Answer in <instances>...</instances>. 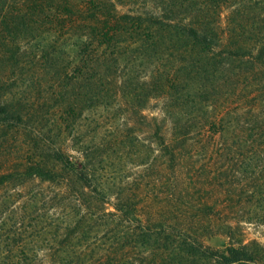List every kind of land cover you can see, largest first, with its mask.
<instances>
[{
    "label": "trees",
    "instance_id": "1",
    "mask_svg": "<svg viewBox=\"0 0 264 264\" xmlns=\"http://www.w3.org/2000/svg\"><path fill=\"white\" fill-rule=\"evenodd\" d=\"M49 68L57 112L87 139L48 148L52 166L27 152L0 174V194L39 182L65 210H0V264H264V245L243 238L246 225L264 235V5L0 0L1 130L37 115L38 100L9 97ZM142 135L158 175L134 201L100 167ZM43 223L58 240L39 257ZM219 236L224 249L205 243Z\"/></svg>",
    "mask_w": 264,
    "mask_h": 264
},
{
    "label": "rangeland",
    "instance_id": "2",
    "mask_svg": "<svg viewBox=\"0 0 264 264\" xmlns=\"http://www.w3.org/2000/svg\"><path fill=\"white\" fill-rule=\"evenodd\" d=\"M254 4L264 5V0H252ZM50 69V68H49ZM46 74L35 73L27 71L24 75L26 77L25 81L21 83L18 82V89L9 97V101L12 106H15L19 100L31 99L38 100L41 102L39 105V110L37 115L33 118L26 121L25 123L29 126H19V127H9L0 129V162H3V172L7 171L10 167L12 168L15 163L19 162L25 157V154L29 152L35 160H39L41 156L43 159L52 166L54 164L51 154L48 152V148L56 146H64L75 139L84 138L86 140L87 130L85 128H80L76 131V135L71 134V128H68V122L65 120L66 117L63 115V112H57V107H55V100L53 95L50 93L52 88V69L48 70ZM3 74V72H2ZM15 81L20 76V70L14 71ZM52 75V76H51ZM28 76V77H27ZM40 80H37V79ZM42 83V84H41ZM42 85V86H40ZM43 89L45 92L43 95H38L40 89ZM24 95V96H23ZM66 102V101H65ZM67 104V102H66ZM59 110V109H58ZM34 124V125H33ZM33 125V126H32ZM100 136L103 135V132L99 133ZM132 147L130 145H121L117 147L114 151L105 157V160L102 161L101 167L108 178H111L110 186L113 189L119 187L125 188L126 197L133 198L134 201H138L140 196H148L147 185L157 177V171L153 174L151 171V157L154 156L149 148L148 143H146L143 135L139 138V142L134 143ZM42 146H47V150H42ZM75 154V153H74ZM156 155V154H155ZM9 168V169H10ZM158 170V169H157ZM149 173L153 175L150 176ZM149 193V194H148ZM33 194H36V198L31 200ZM138 197V198H137ZM144 197V198H145ZM53 198H60V192L57 189H51L46 184H40L39 182H28L26 185L20 184L19 182H14L4 189L0 194V210H11L17 213H22V210L31 211V210H40L41 212H49L50 215H60L65 212L62 203L60 202H51ZM146 204V203H143ZM142 204V205H143ZM110 211H113L111 205L108 206ZM47 224H41L38 226L36 231H42V234L37 237L34 243H36L35 249L32 247V243L29 242V248H33V252H29L34 256L41 257L47 253V249L50 245L56 243L57 235L55 227L44 228ZM260 228V227H259ZM257 226L246 225L243 229V238L245 242H250L257 240L262 245H264V235L260 233V229ZM96 229V228H95ZM93 229L90 232V237L88 240L99 235V230L95 231ZM35 239L29 238V241H34ZM205 243L218 249H224L228 243V238L225 236H219L214 239H208L204 237ZM75 244L78 242L74 241ZM88 242V241H87ZM31 244V245H30ZM49 244V245H48ZM43 249L40 250L39 247ZM71 248V247H70ZM38 249V250H36ZM69 250V252H68ZM66 252H62V255H75L74 250L68 249ZM87 255L95 254L98 251V248L95 245H92L91 249L85 251ZM80 252V253H81Z\"/></svg>",
    "mask_w": 264,
    "mask_h": 264
}]
</instances>
